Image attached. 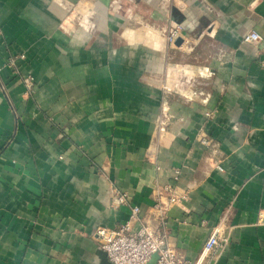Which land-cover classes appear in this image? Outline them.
<instances>
[{"label":"crops","instance_id":"obj_1","mask_svg":"<svg viewBox=\"0 0 264 264\" xmlns=\"http://www.w3.org/2000/svg\"><path fill=\"white\" fill-rule=\"evenodd\" d=\"M159 207L190 261L218 229L206 264H264V0H0V264H102Z\"/></svg>","mask_w":264,"mask_h":264},{"label":"built area","instance_id":"obj_2","mask_svg":"<svg viewBox=\"0 0 264 264\" xmlns=\"http://www.w3.org/2000/svg\"><path fill=\"white\" fill-rule=\"evenodd\" d=\"M181 36V27L174 26L167 35L169 44L174 45L178 37ZM246 41L258 42L261 40L259 33L252 31L246 37ZM203 145L208 146L210 140L201 138ZM171 195L168 198L169 205L186 199L187 195L177 194L170 187H166ZM116 196L121 204H127V195L116 192ZM160 209V207H159ZM161 217L157 225L142 223L138 231L133 232L130 222L121 225L119 228L108 229L98 228L95 232L100 243V248L106 252L111 264H150L154 255H157L156 264H206L207 260L215 255L224 244L221 232L215 229L206 240L202 251L195 261H190L182 253L168 244L167 235L164 228L165 209H160ZM140 208L131 207V219L138 220Z\"/></svg>","mask_w":264,"mask_h":264},{"label":"water","instance_id":"obj_3","mask_svg":"<svg viewBox=\"0 0 264 264\" xmlns=\"http://www.w3.org/2000/svg\"><path fill=\"white\" fill-rule=\"evenodd\" d=\"M181 42H182V38L179 37V38H177V40L175 41V44H176V45H180ZM100 257H101V260H102V264H111L110 261H109L108 258H107V254H106L105 251L101 250V252H100ZM156 260H157V255H154L150 263H153V262L156 261Z\"/></svg>","mask_w":264,"mask_h":264}]
</instances>
